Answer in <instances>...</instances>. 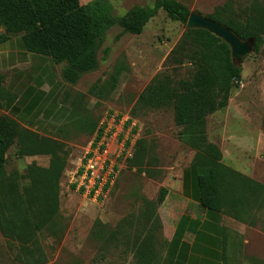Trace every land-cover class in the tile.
<instances>
[{"label": "rangeland", "instance_id": "374dc122", "mask_svg": "<svg viewBox=\"0 0 264 264\" xmlns=\"http://www.w3.org/2000/svg\"><path fill=\"white\" fill-rule=\"evenodd\" d=\"M90 1L80 0L81 4ZM108 1L112 15L121 17L133 7L153 6L156 0ZM178 1L191 12L205 17L224 8L223 21L234 15L242 24L257 12L256 6L264 8V0ZM185 31L186 26L171 19L163 9L145 25L141 34L126 33L117 37L122 28L115 25L103 38L98 69L83 74L78 83L72 84L76 87L75 95H72L76 106L68 123L56 135L65 141L67 161L59 180V209L37 233V244L29 245L33 251L44 254L46 261L43 264H134L132 254L122 248L106 246L92 235L98 223L110 229L124 223L127 226L123 230L131 232L130 226L140 224L147 208L152 214L156 209L160 215L157 202L162 189L180 183L183 170L192 165L197 150L183 140V127L175 119V102L153 108L138 101L141 92L155 77H169L176 87L183 79H191L193 67L190 62L176 64L172 59L168 60ZM20 41V36H13L0 44L3 48L0 50H13ZM18 58L13 53L6 60L11 63ZM239 66L242 68L241 82L233 88L228 106L207 118L208 140L223 152V163L244 169L264 181V46L260 52L246 56ZM119 70L121 74L117 75ZM14 73V70H0V104L9 99V92H5L6 82L16 77ZM111 113L121 116L128 113L134 117L131 122L134 121L136 126L130 138L132 150L128 158L134 157L136 141L143 138L149 163L139 171L127 162L128 158L114 155L112 159L118 166L116 183L107 199L96 200L73 188L75 172L90 149L95 128ZM16 150L17 146L13 145L7 153L6 173L18 181L22 190L30 182V165L48 167L50 156H19ZM1 224L6 225L2 213L0 264H22L18 240L14 236L7 237ZM161 224L158 234L165 239L162 257L168 241L164 224ZM246 257L254 264H264V253H247Z\"/></svg>", "mask_w": 264, "mask_h": 264}, {"label": "trees", "instance_id": "16d2710c", "mask_svg": "<svg viewBox=\"0 0 264 264\" xmlns=\"http://www.w3.org/2000/svg\"><path fill=\"white\" fill-rule=\"evenodd\" d=\"M160 9L186 26L168 60L176 64L190 62L193 74L191 79H183L179 87L169 77H155L138 101L153 108L175 102V119L183 127V140L197 150L191 166L199 185L200 203L216 212L238 206L240 213L236 216L243 219L247 212L264 207V185L223 163L221 149L208 140L207 134L208 116L228 106L233 88L241 82L242 68L234 63L231 48L223 39L205 29L187 28L191 10L185 4L178 0H156L153 6H136L124 16L116 17L108 0H92L87 4H81L80 0H0V44L20 36L27 52L63 63V80L76 84L83 74L98 69L102 41L111 27L122 28L117 37L141 34ZM255 9L257 12L244 24L234 15L223 21L224 8L206 17L229 27L244 40L255 39V52H260L264 46V8ZM120 74L119 70L117 75ZM13 145L17 146L19 156H50L48 167L30 165V182L22 190L18 181L6 173L7 153ZM135 146L134 157L127 162L143 171L149 163L146 141L139 138ZM66 164L63 141L21 128L8 116L0 115V205L3 204L0 214L6 222L1 227L7 237L18 240L22 264L46 261L42 252L33 251L29 245L37 244V233L57 214L59 180ZM166 193L167 189H162L157 204L163 203ZM143 215L140 224L132 223L131 232L123 230L127 226L124 223L116 229L98 223L92 238L129 252L134 264H160L165 240L158 234L162 229L161 217L156 209L152 214L150 208Z\"/></svg>", "mask_w": 264, "mask_h": 264}, {"label": "crops", "instance_id": "0c3cea01", "mask_svg": "<svg viewBox=\"0 0 264 264\" xmlns=\"http://www.w3.org/2000/svg\"><path fill=\"white\" fill-rule=\"evenodd\" d=\"M13 53L19 58L8 63ZM0 60V70H14L16 76L6 82L9 99L2 100L0 115L21 128L64 141L56 135L74 112L76 87L63 80V63L27 52L22 38L17 48L0 50ZM233 169L264 185L246 170ZM166 189L160 215L168 243L160 264H254L246 254L264 253V207L247 212L243 219L236 216L238 206L223 212L204 207L192 166L183 170L180 183Z\"/></svg>", "mask_w": 264, "mask_h": 264}, {"label": "built area", "instance_id": "2783aa9c", "mask_svg": "<svg viewBox=\"0 0 264 264\" xmlns=\"http://www.w3.org/2000/svg\"><path fill=\"white\" fill-rule=\"evenodd\" d=\"M131 120L128 113H111L101 123L75 172L74 188L96 200L108 198L118 176V166L112 158L131 156L130 138L136 126Z\"/></svg>", "mask_w": 264, "mask_h": 264}, {"label": "water", "instance_id": "95a60500", "mask_svg": "<svg viewBox=\"0 0 264 264\" xmlns=\"http://www.w3.org/2000/svg\"><path fill=\"white\" fill-rule=\"evenodd\" d=\"M187 28H201L208 30L214 35L223 39L231 48L232 59L239 65L243 59L255 51V39H242L234 33L229 27L218 23L197 12H191Z\"/></svg>", "mask_w": 264, "mask_h": 264}]
</instances>
